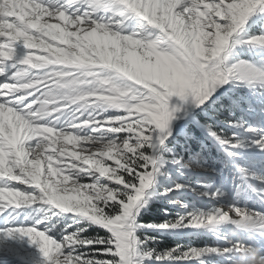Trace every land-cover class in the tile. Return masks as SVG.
Listing matches in <instances>:
<instances>
[{"label":"snow or ice","instance_id":"1","mask_svg":"<svg viewBox=\"0 0 264 264\" xmlns=\"http://www.w3.org/2000/svg\"><path fill=\"white\" fill-rule=\"evenodd\" d=\"M86 3L90 9L72 14L47 0H0V215L42 202L88 217L110 232L99 242L111 245L104 251L113 259L77 252L73 235L58 242L40 228L39 218L0 235L27 238L47 264H133V209L159 171L149 149L172 135L170 123L181 111L174 98H191L200 107L228 83L233 69L222 65L230 41L254 12L264 10V0ZM100 10L115 18H97ZM237 42L264 45V35ZM247 78L264 79V72ZM255 143L264 149V137ZM98 177L123 187L109 188ZM128 188L135 195L127 196L120 214L115 201L125 199ZM231 212L235 217L221 208L190 215L187 226L231 218L248 230L264 227L262 213ZM228 252L239 255V264H264V255L242 242L163 259Z\"/></svg>","mask_w":264,"mask_h":264},{"label":"rangeland","instance_id":"2","mask_svg":"<svg viewBox=\"0 0 264 264\" xmlns=\"http://www.w3.org/2000/svg\"><path fill=\"white\" fill-rule=\"evenodd\" d=\"M47 2L54 9L62 7L72 14L90 9L86 0L77 4H68L67 0ZM253 14L240 34L230 41L222 65L223 70L233 69L228 83L200 107L191 98H174L181 111L175 113L176 118L170 123L172 135L164 145L157 141L149 149L159 171L145 190L147 200L135 224L133 264H239L236 252L206 253L198 259H163L168 253L179 257L190 249L231 248L237 242L250 245L256 255H264V227L248 230L231 218L203 227L187 226L190 215H206L216 208L229 211L233 217V208L264 214V149L255 143L264 137V79L247 78L253 71L264 72V45L237 42L264 35V10ZM95 15L105 20L115 18L111 11L100 10ZM185 114L186 120H178ZM210 132L228 143L221 144ZM237 141L241 146L232 147ZM98 181L109 188L123 187L109 177H98ZM84 182H88L87 178ZM123 195L125 199L118 196L115 201L120 214L127 196L135 195V189L128 188ZM144 213L151 215V223H139ZM38 218L43 221L40 228L58 242L73 235L77 252L99 261L113 259L104 251L111 245L99 242L110 237L108 229L88 217L64 213L42 202L0 215V230L14 224H31ZM0 264L47 262L27 238L7 239L0 235Z\"/></svg>","mask_w":264,"mask_h":264},{"label":"bare ground","instance_id":"3","mask_svg":"<svg viewBox=\"0 0 264 264\" xmlns=\"http://www.w3.org/2000/svg\"><path fill=\"white\" fill-rule=\"evenodd\" d=\"M254 16V14L252 15V16H250V17H253ZM250 19V18H249ZM240 34V33H239ZM239 34H237L236 36H238ZM186 118H188V115L187 114H185L183 117L181 116V118H179L178 120H181V122H182V119L183 120H186ZM148 194V193H147ZM146 199V194H145V198H144V195H143V199H142V201L140 202H138L137 203V206L135 207V210H134V216L132 217V230H133V233H135V224H136V222H137V219H138V217H139V215H140V212H141V208H142V206L144 205V203H145V201L147 200H145Z\"/></svg>","mask_w":264,"mask_h":264},{"label":"trees","instance_id":"4","mask_svg":"<svg viewBox=\"0 0 264 264\" xmlns=\"http://www.w3.org/2000/svg\"><path fill=\"white\" fill-rule=\"evenodd\" d=\"M152 221V217L150 214H142V217L139 221V223H144V224H148V223H151ZM100 231V230H99ZM102 234H105L104 232L101 231Z\"/></svg>","mask_w":264,"mask_h":264},{"label":"water","instance_id":"5","mask_svg":"<svg viewBox=\"0 0 264 264\" xmlns=\"http://www.w3.org/2000/svg\"><path fill=\"white\" fill-rule=\"evenodd\" d=\"M139 218H140V215H139L138 219H139ZM134 234H135V233H133V238H134Z\"/></svg>","mask_w":264,"mask_h":264}]
</instances>
